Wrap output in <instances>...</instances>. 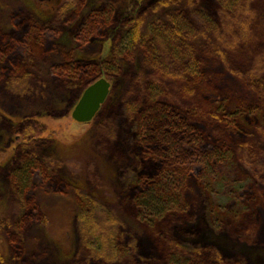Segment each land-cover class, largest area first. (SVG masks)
<instances>
[{
	"label": "rangeland",
	"instance_id": "obj_1",
	"mask_svg": "<svg viewBox=\"0 0 264 264\" xmlns=\"http://www.w3.org/2000/svg\"><path fill=\"white\" fill-rule=\"evenodd\" d=\"M160 1L0 0V264H264V107L242 78L259 66L253 80L264 88V57H256L264 37L243 52L236 50L243 41L224 47L234 74L222 46L200 27L187 40L196 73L157 78L149 45L131 47L123 39L127 24L142 17L146 25H169L177 14L195 25L194 11L217 22L220 10L219 0ZM253 5L252 32L261 35L264 0ZM22 78L27 86L16 93L10 84ZM100 78L112 86L107 100L92 121H75L74 107ZM153 78L168 94L159 107L148 103ZM166 102L196 121L188 129L199 135L179 130L174 140L183 141L172 147L174 157L169 143L162 142V152L158 145L164 166L155 177L149 176L153 164L145 169L150 173L135 174L146 180L133 192V170L143 171L138 163L144 160L137 142L145 154L156 148L152 136L169 115ZM129 105L137 106L131 117ZM216 112L225 123L216 124ZM31 124L37 134L44 127L42 136L22 133ZM224 142L234 147L230 157H216ZM78 189L123 220L117 262L94 259L81 246ZM170 193L186 207L185 216L159 219L157 199L166 204ZM172 252L182 260H170Z\"/></svg>",
	"mask_w": 264,
	"mask_h": 264
},
{
	"label": "trees",
	"instance_id": "obj_2",
	"mask_svg": "<svg viewBox=\"0 0 264 264\" xmlns=\"http://www.w3.org/2000/svg\"><path fill=\"white\" fill-rule=\"evenodd\" d=\"M65 1L68 2L69 0ZM190 2L192 5H194L195 0H190ZM159 3L161 5H169V0H162ZM219 7L220 10L217 22L211 21L198 11H194L192 13L193 17L199 21L195 22V25L194 23L190 24L186 18L179 15L177 16V14L174 16V18L169 20V25L165 23H148V25H146L147 22L145 24V19H141L142 17H140L139 19L131 20L121 33L123 34V39L127 40V43L131 47L136 46L137 44H143L145 42L149 45H147L149 47L148 53L152 55L154 63L157 64L155 65L158 66V69H160V74L157 75V78L159 75L171 78H185L187 72H193L195 74L197 71V63L194 61L195 59L193 57L191 47L187 45V40L189 37L194 35L193 33H196V31L202 27V30L203 32L205 31V34H211L213 37H215L218 45L220 44L222 46L219 50L220 53H223L224 55V61L228 62L230 71L234 74H238L239 72L231 66V62L224 52V47L232 49L230 46L236 45L238 42L243 41L240 46L236 48V50L243 52L247 49V46L251 40L256 39L258 41L264 37V34L256 35L252 32L255 27L254 22L256 18V10L253 5V0H219ZM61 9L67 11V7L64 4L62 5ZM235 27L238 31L236 34H234L235 32H232ZM231 54L234 53L232 52ZM257 54L260 55L256 57H260L261 55L264 57V52H258ZM250 61L252 62V60ZM263 63L264 62L262 61V64ZM258 68L260 67L257 66L253 70V73L250 72V76L248 78H242L247 83L249 89H253L255 92L259 93L261 99L259 105L264 107V88L261 86H256L253 80L254 74L256 71H258ZM156 83H160V80L154 78L152 81L150 80L148 82L149 85L147 86L146 92L149 96L148 103L152 106L157 104L159 107L160 103L162 104L166 101L163 100L166 91L163 89L158 90L155 87ZM10 85L13 89H16L14 92L23 93V88L27 86V79L22 78L14 80ZM167 97L168 94L164 98ZM166 103L169 104V107H171L169 108V115L160 119L159 131L156 133V135L152 136L153 139H155L152 142H156V148L153 149L152 153L145 154L146 150L148 151L147 147H145L141 141L137 142L138 148L143 150V152L141 150L140 151L143 154L142 159L144 160L141 162V164L138 163L139 168L143 169V171L133 170L134 178L130 182V188L133 192L136 191V189H141L144 181L146 180L145 177H140L142 174L141 172L146 174L150 173L146 172L145 170L150 166V164L154 165V171L151 175H149L150 177H155L159 170L164 166V161L160 158V154L157 151L158 145L160 151L162 152L160 148L162 142L164 141L163 143H169V153H172L171 157H174L175 154H173L172 147L176 143L183 141V136L182 138L180 137L179 139L174 140V138L180 134L179 130L182 128L188 129V124L191 123L197 126V123H195L196 121L186 117V115L180 111L176 112V109L174 108V105L171 104V102ZM158 107H154L153 110H157ZM136 108L137 106L134 105L128 106L126 110L128 111L129 117H131L130 114L135 112ZM170 109H172V112ZM148 110L150 109H147L146 111ZM223 117L225 116L212 114L213 119H218L216 122L217 125L218 123L221 124L226 122V119ZM229 117L233 119L232 122L236 121L234 114ZM218 127L221 129L220 126ZM262 129L264 130V127H262ZM188 130L194 135H199L197 132H195V130ZM43 132L44 127L41 129L40 133L37 134L36 126L31 124L27 126L22 133L25 136H30V138L34 139L42 136ZM221 132L224 133L226 131L221 129ZM221 132L219 131L217 135L219 139L221 137ZM217 143H219L218 140ZM221 143L219 144L218 148L214 150L216 157H230V149H234L233 145L224 142L225 146H221ZM237 151L238 154L243 153L242 146L238 148ZM145 155L148 157V159L144 158ZM254 158V153H251V157H248V161L252 162ZM255 164H258V162ZM259 165H264V160ZM138 173L141 174L135 175ZM150 191L152 192L153 190L150 189ZM153 193L157 195L160 194L159 192L155 191H153ZM76 194L80 200L75 217L76 228L81 246L84 247L94 259L107 263L117 262L121 258L123 252V248L118 244V238L122 236V231L125 230L123 220L112 207L107 205V203L99 201L97 198L88 195L81 189H78ZM170 195L171 199L166 204H163L160 198L157 199L159 205L157 206V214L159 219L168 215L173 216L172 214L176 213L185 216L186 207L179 208L178 200L172 196V193H170ZM166 211L167 215L165 214ZM173 254H171L170 260L173 262H176L177 259V262L182 260V256H177L175 253Z\"/></svg>",
	"mask_w": 264,
	"mask_h": 264
},
{
	"label": "water",
	"instance_id": "obj_3",
	"mask_svg": "<svg viewBox=\"0 0 264 264\" xmlns=\"http://www.w3.org/2000/svg\"><path fill=\"white\" fill-rule=\"evenodd\" d=\"M111 89V83L105 78H100L92 83L85 89L74 107L72 118L79 123L92 121L107 100Z\"/></svg>",
	"mask_w": 264,
	"mask_h": 264
},
{
	"label": "flooded vegetation",
	"instance_id": "obj_4",
	"mask_svg": "<svg viewBox=\"0 0 264 264\" xmlns=\"http://www.w3.org/2000/svg\"><path fill=\"white\" fill-rule=\"evenodd\" d=\"M41 3H43L44 2V0H39Z\"/></svg>",
	"mask_w": 264,
	"mask_h": 264
}]
</instances>
